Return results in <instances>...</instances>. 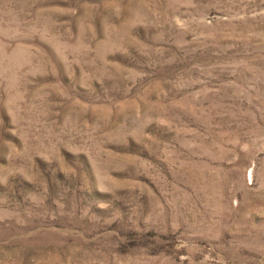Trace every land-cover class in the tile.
<instances>
[{
	"label": "rangeland",
	"instance_id": "1",
	"mask_svg": "<svg viewBox=\"0 0 264 264\" xmlns=\"http://www.w3.org/2000/svg\"><path fill=\"white\" fill-rule=\"evenodd\" d=\"M0 264H264V0H0Z\"/></svg>",
	"mask_w": 264,
	"mask_h": 264
}]
</instances>
